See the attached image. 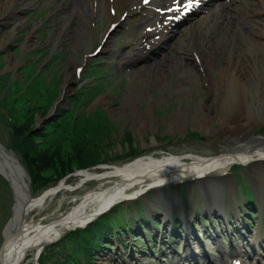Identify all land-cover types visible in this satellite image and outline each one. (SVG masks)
Here are the masks:
<instances>
[{
    "label": "rangeland",
    "instance_id": "1",
    "mask_svg": "<svg viewBox=\"0 0 264 264\" xmlns=\"http://www.w3.org/2000/svg\"><path fill=\"white\" fill-rule=\"evenodd\" d=\"M14 13L15 12H13V14ZM39 14H40V11L39 10L36 11L35 17L38 16ZM49 19H51V22L56 21V17L51 12H49L47 15V18L42 21V24H44V30L46 31L47 35L44 37H40L41 39L50 40L48 42H44V43L34 42L35 40L34 35L36 34L34 30L25 31L26 32L25 36L21 38L23 34L22 31H24V24L22 25L21 23L18 24L16 33H13V34H11V31L9 29V24L8 23L3 24V27H6V28H4L2 32L6 35V39H5V42H3L4 34H2L1 40H0V49L3 47L6 48V46H4V43L6 44V42H9L10 41L9 38L12 39V43L16 44L15 46H12L11 48H6L4 52L0 50V112L2 110L4 113L9 115L15 121L16 124H19L22 127H25L30 121L31 123L29 124V127L31 129L34 128L33 118L35 117V115H38L39 117L41 112L44 110H47L45 114L46 116L44 117L53 115V113L50 112V104L54 103V101L58 98V97L57 98L55 97L59 94V88L62 87L61 89L63 92L71 91V94L75 92L74 90L75 87L72 84L74 81V75H75L74 74L75 65L82 64L83 55L85 54L87 50L89 52L90 47H91V41L88 42V40L83 41L80 44H75V45L72 42L73 43L72 46H70V48L65 49L66 58L64 62L58 67L51 65L47 68L43 66L42 64L39 63L41 60H43V58L36 62L35 60H37L39 55H36L35 52H32L35 50L33 48L34 43L40 44L42 46H49L52 49H57L59 48V45L62 44L61 42H67L64 39H60L63 41L57 40V37H56L57 32H58L57 28L51 29L52 26L46 24ZM27 23L29 24L30 20ZM78 27H80V25H76V26L69 25V28H71L72 30L64 32V35L66 37H68L69 35H73V34L75 35V33L74 32L72 33V31ZM86 32H87L86 29L83 31L82 30L79 31L80 34H85ZM15 34L17 36L16 38H13ZM26 36L32 39V41L30 42V40L27 38L28 41L24 45V47L28 51H30L29 59L33 60V61H30L27 59L29 63V67L31 71L34 72L35 70H37L39 65L41 66V71H42L41 75L47 78V83H48V88L46 92H43L42 88L39 91H36L37 83L25 84L22 81L23 79L20 78L19 72L15 70L16 63H17V57H15V55L18 56L20 52V42H24L26 39ZM197 37L203 38L199 46L200 48H204L203 49L204 55L206 54L208 55L209 51H213L212 47L214 45L219 46L223 44L221 40L218 41L216 39V35L211 40H207V38L202 35L197 36ZM88 46L89 48L87 49ZM72 58L74 59V61H72ZM251 59H252V65H254L255 63L254 58H250V61ZM149 67L151 68V66ZM258 67L259 68L261 67L262 68L261 71H263L264 62L261 61V63L258 64ZM194 69L192 71H194ZM199 69H202V68H198V70ZM157 72L159 71L157 70ZM157 72L154 71V72H149L146 74V73H141L137 71L136 73L129 74L130 76H128V79L125 81V83L127 84L126 88L124 89L122 93L118 94L116 91L109 92V93L104 92L101 94L102 97L98 98L97 101H102L104 103H107L106 105H99V106H95L94 108H91V107L88 108L87 106H83L82 107L83 112L78 114L75 118H73L72 122H70L69 124L66 123L60 129H56L54 130L55 132L50 133L48 136L49 142L47 143V145L37 147V150H38L37 158L40 159L37 162V166L41 170L39 172L41 176L42 174H45L44 177L46 179H52V178H55L58 174H62L65 171L75 166L89 163L95 159H100L103 156L108 154V152L111 150L109 148L112 146H114L115 148L112 150L113 154L111 157L113 158V160L111 162L112 163L111 165H121L124 159L116 157L118 155L116 151L119 145L124 144V150L133 149L135 147L134 143L133 145L127 146L126 142L130 141L129 143H132V140H131V137L129 139V136H126L127 139H125L124 136L126 132L133 131L135 129V132H133V135H134L133 137H137L140 140L144 141L145 136H149L150 133L155 131V130L153 131V127H157L156 129L157 132L161 134L163 138L171 136L167 132L168 125L164 122V120L167 118L165 115L171 117V116H175V114L178 112V113H182L185 118L192 119V118L199 117L200 115H203L206 113L212 116L216 120V122L219 125H221V123L219 122L221 118L218 117L217 112L221 113L222 107L218 110L216 109L215 113H212L211 110H209V112L207 113V110L204 111L203 110L204 107H201L200 104H202V101L206 102L205 108L207 109L210 106L209 102L211 101V99L214 98V96L215 97L217 96V100H219L222 97V95L224 94V89L222 87H220L221 90L218 88L224 79L211 83L210 79L208 78V82L202 85L203 80L200 76H199L200 79L198 78L194 81L192 80V82L187 83V79H188L187 75L185 77H181L178 74H174L173 76L170 74L166 75L165 73L159 74ZM245 72H247V70ZM27 74L28 76L32 75L29 72H27ZM160 76H161V79H160ZM193 76H195V74L194 75L192 74L191 77ZM138 77L143 79V81L142 80L138 81ZM14 80L16 81V84H11L12 82H14ZM180 81H182L183 84H180ZM249 84L250 86H247V88L256 89L255 87H252L251 83ZM111 86H113V84L110 85L109 88ZM175 89H180V91H177ZM209 92H211L210 96H208ZM182 93H185V96L181 97L180 94ZM253 95H254L253 91H250L251 99ZM254 98L256 101H260L259 100L260 97H254ZM117 99H120V100L118 101ZM141 100L142 101L145 100V101L141 102ZM173 100H181V102L176 103ZM151 101H154V102L150 103ZM72 102L73 104L77 103V101L75 100H72ZM40 105H41V108H39ZM216 107H220V106H216ZM251 108L253 109L254 115L256 116L257 114H260V112L262 113L260 109L264 108V106L260 103L259 104L257 103V105L254 104L252 106L251 104L247 103L246 109L250 110ZM250 113H252V110H250ZM263 113H264V109H263ZM151 114L153 116H157V118H151L153 117ZM242 115H241V112L237 113L235 115V118H232V119L233 120L237 119L240 121H243V119H248V117L244 115V113ZM159 117L162 119H160ZM172 119H175V117L169 119L168 122ZM1 120H0V131H1L0 136H1L2 141L1 140L0 141L5 143L8 141V138H7V135H8L7 128L8 127H7V124L5 123V120L3 121ZM139 121H146L144 124L145 125L144 128L140 131V135L138 134L139 133L138 130L140 129V127L138 126ZM157 121H158V126L155 125L156 124L155 122ZM252 124L253 125L250 124L249 128H248V125H249L248 124L242 127L240 130L233 132V133L225 132L222 135L221 139H219V142L217 143V145L220 146L221 141L222 143L224 142L228 143L231 141L238 142L239 138L240 140L252 139V138H257L261 135H264L263 115L257 119V123H252ZM260 124H261V129L258 127ZM198 126L200 127V125ZM204 128H206V125ZM190 129H192V131L195 130L191 127ZM145 130H146V135L144 136ZM186 130L187 129L185 130L183 129L181 134L186 135L187 134ZM199 131H201L202 134L207 133L206 130L205 131L199 130ZM240 132L246 135L239 136L237 137V139H235L234 134L240 133ZM24 134L25 133L19 134V132L12 133L14 144L18 145L19 142L20 144H24V141L27 140L28 142L34 145L30 136H25ZM153 136H156V133H153ZM42 139L45 140L44 137H42ZM37 141H39V139ZM39 143L40 142L35 141V145H39ZM206 143L207 144H202L200 142H195L194 140H192L190 141V143H185V147L187 151H190V152L200 153V154H203L206 152L205 154H207V150H208L207 147L209 145H208V142ZM143 145L147 146L149 144L143 143ZM247 146L250 148V142L247 143ZM183 149H184L183 146L171 145L169 150L172 152H175L176 150L177 152L180 153L183 151ZM30 150H31V153L34 154V151H35L34 146H32ZM243 152H237V153H243ZM164 156L166 155H162L160 156V158ZM123 166H117L115 168H120ZM115 168H110L108 170H105L104 172L98 170L96 173L97 175L109 174ZM98 172H102V173H98ZM32 175H36L34 176V178L38 182V184H40L39 182L42 181V177H40L38 173H32ZM117 179L118 178H112L111 180L105 179L107 186L104 188H109L111 186V183ZM244 179L248 180V178H244ZM67 181L74 185H77L79 182V180L78 181L76 180V177H71ZM67 181H64L62 183H65V185L67 186L68 185ZM99 183L100 182H96V181L90 182L88 184L86 183L87 185L85 184L83 186V189H79L77 191H71V192L62 191V190H61L62 192L59 191L60 192L59 194L47 199L45 203L46 210L44 208L42 209V212L45 210L44 214L40 212V210L36 211L33 213L34 216L31 215L30 219H34L35 222H41L44 225H48L54 221L63 219L75 207H77V205H79V202L81 201V199H79L81 197L80 196L77 198L76 202L71 207L72 195L80 194L81 192H83L84 189L91 190L88 193L95 191V190L103 189L101 186L104 183H100V185ZM96 186L98 187L95 188ZM88 193H85V194H88ZM85 194L82 196H85ZM41 196H38L36 198H39ZM61 196H64L63 198L64 205L58 209L57 205L59 203V198ZM12 206H13V200H11V194L9 195V193H7L3 188H0V246L3 243L2 233H3L4 227L12 215ZM60 213H65V214H60ZM42 214L43 216L49 215L50 217L46 219L45 221H43L44 219L41 218ZM52 219H55V220H52ZM177 240H179L178 243H174V244L169 243L166 246H164V248L166 247V249L168 248L170 249L172 246H175V245H177V247L178 246L181 247L183 244V239L178 238ZM36 251L37 250H35V248H32L31 250H29L22 264H30L31 261H33ZM120 261L121 259H119V263L117 264H120ZM140 262L142 264L149 263L148 260L146 259H143ZM107 264H113V263L108 262Z\"/></svg>",
    "mask_w": 264,
    "mask_h": 264
},
{
    "label": "bare ground",
    "instance_id": "2",
    "mask_svg": "<svg viewBox=\"0 0 264 264\" xmlns=\"http://www.w3.org/2000/svg\"><path fill=\"white\" fill-rule=\"evenodd\" d=\"M16 3V0H8L6 2L0 0V27H3V24L8 23L11 34L16 33V29L18 28L17 26L19 24L18 17L16 15L17 13L15 12L13 14V12L10 10V8ZM243 10L244 11L241 12L239 17L233 21L236 26L240 22L241 18L245 19L243 22L249 20L251 21L254 18V14H260L261 19L264 20V0H259L256 5ZM3 11L7 12L3 14ZM226 22L227 21H222V28L229 27ZM232 28L234 27L231 26V28L229 27L227 29V33L229 32V39L227 40L228 42L224 44L221 49L212 48L213 51L208 52V54H213L204 64L205 74L202 76L204 80H208L209 78L211 83L224 79L220 85L223 88V85L225 84V89L223 88L225 90L224 94L219 100H217V96H214V98L209 102L210 106L207 109L205 108L206 102L204 101H202L200 106L204 107L203 110H207V113L209 110H211L212 113H215L216 109H220V107L216 106H221L223 108V105L226 103L230 107V111H226L224 113L226 115L225 118L219 120L221 125H219L217 122L216 123L220 127V130L224 132L231 131L233 133L248 124L254 123L262 115L264 117V108H261L260 110L262 113L260 112V114H257L256 116L254 115L252 108L250 109L252 110V113H250V110L246 109L247 103L251 104V106L254 104L257 105V103H260L264 106V75L261 71L262 68L260 67V69L258 67V64L261 63V61L264 62V22L259 26V29L253 33V35H246L243 38L238 37L239 35ZM251 57L254 58V65H252V59L250 61ZM164 65V67H169L171 65V61H165ZM183 68H185L184 63ZM246 70L247 72H245ZM188 72L191 75L195 74V76L190 77V79L188 78L187 83L199 78V73L197 71L188 70ZM141 80L143 81V79L138 77V81ZM249 83L252 84V87H255L258 90L247 88V86H250ZM203 84L204 81L202 82V85ZM250 91H253L254 94L252 99L250 98ZM210 94L211 92L208 93V96H210ZM180 95L181 97L185 96V93ZM254 97H260V101H256ZM240 112L241 115L244 113L248 119H243V121L237 119L233 120L232 117L234 114ZM208 116L210 115L205 113L199 117L187 119L182 113L177 112L175 114V119H172L168 122L169 119L166 118L164 121L167 122L170 130H172L174 134H178L180 130L185 129L187 126H190L193 129H198V125H200V128L204 131H211L214 128V121L209 120L208 122ZM145 122L146 121L138 122V126L140 127L138 130L139 135L140 131L145 126ZM208 124L211 126H208ZM205 125L206 128H204ZM183 126H185V128H183ZM215 132L218 134L217 130H215ZM153 143L155 145L157 144L155 141H153ZM261 151L263 150L257 149L254 152L252 149H250L243 153L231 154L227 152L221 156L208 160L195 156L190 158L193 163H184V158L180 156L176 157L172 155H166L157 159L153 157H149L146 160L145 158H140L132 163L124 165L123 167L115 168L109 174L97 175L96 172L81 171L78 173V175L81 176L82 182L93 179H118L112 182L109 188L95 190L85 194V196H79L81 201L77 207H75L63 219L54 221L48 225H44L41 222H35L34 219H30L31 215L33 212L39 210L41 211L44 208L48 198L59 193V191L61 192L62 189H68L65 183L60 184L54 189H50L39 198L30 197L29 200L23 204L22 208L16 205L12 225L5 231L7 239L5 240L3 249L0 250V264H21L28 251L32 248L38 250L42 245L56 240L65 230L69 229L70 227L87 223L93 216L102 210H107L113 203L132 200L135 197L140 196L147 186L160 185V183L166 181L167 186L168 183H170L169 187H175L172 182L180 181L182 176L185 175L184 172L186 171L197 169V173L202 175L211 170L224 169L225 167L230 166L232 163H244L248 160H252L253 158H256L254 153H257L259 156H264V153ZM4 167L5 166L1 164L0 160V173H9L10 166L6 165V167L9 169ZM10 174L14 175L12 171H10ZM254 177L258 180V182L264 177V175L255 166ZM146 179L155 180L153 182H147L144 181ZM255 179H251V182L257 183ZM12 180L13 182L17 181L15 178ZM229 181L232 184L231 178ZM196 184L198 187H202L206 183L197 182ZM221 185L223 186L222 182ZM225 185H227L226 182ZM212 187L214 188V186ZM223 190L226 192L230 191L228 188ZM191 191L194 192L193 190ZM262 203H264V201ZM10 233L11 235L8 237V234Z\"/></svg>",
    "mask_w": 264,
    "mask_h": 264
},
{
    "label": "water",
    "instance_id": "3",
    "mask_svg": "<svg viewBox=\"0 0 264 264\" xmlns=\"http://www.w3.org/2000/svg\"><path fill=\"white\" fill-rule=\"evenodd\" d=\"M4 161H6V162L12 164L11 161H8L7 159H4ZM12 165H13V164H12ZM13 166H14V165H13ZM14 167H15V166H14ZM15 168H16V167H15ZM20 170H21L20 168H19V169L16 168V169L13 171L14 175L16 176L18 173H20ZM18 176H19V175H18ZM8 177H10V176H8ZM18 179H19V181H21V177H19ZM19 181H18V184H17V191H18V194H19V198L22 199V198H24L26 195H29V192H28V190H27V189H28L27 186L21 184Z\"/></svg>",
    "mask_w": 264,
    "mask_h": 264
},
{
    "label": "trees",
    "instance_id": "4",
    "mask_svg": "<svg viewBox=\"0 0 264 264\" xmlns=\"http://www.w3.org/2000/svg\"><path fill=\"white\" fill-rule=\"evenodd\" d=\"M35 166H36V165H35ZM29 167H30V168H32L33 166L31 167V165H30ZM36 170H37V171H39V168H38V167H36Z\"/></svg>",
    "mask_w": 264,
    "mask_h": 264
},
{
    "label": "snow or ice",
    "instance_id": "5",
    "mask_svg": "<svg viewBox=\"0 0 264 264\" xmlns=\"http://www.w3.org/2000/svg\"><path fill=\"white\" fill-rule=\"evenodd\" d=\"M188 6H189V7H191L192 5H191V4H189Z\"/></svg>",
    "mask_w": 264,
    "mask_h": 264
}]
</instances>
